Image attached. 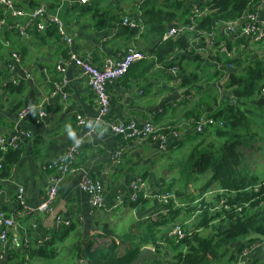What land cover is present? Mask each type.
<instances>
[{
    "label": "crops",
    "instance_id": "0c3cea01",
    "mask_svg": "<svg viewBox=\"0 0 264 264\" xmlns=\"http://www.w3.org/2000/svg\"><path fill=\"white\" fill-rule=\"evenodd\" d=\"M15 2L18 8L26 11L39 5L47 6L50 13L58 14L66 24L73 43L68 46L59 37L49 34V31L38 33L33 29L27 40L6 28L0 31V42H10L9 46L0 43V136L13 135L19 129L31 132V139L25 140L20 147V160L13 166L10 176L0 181V208L15 216L10 236L12 240L1 261L4 262L8 254H11V248L17 247L19 251L27 235L31 245L37 246L41 245L43 239L57 232L60 228L57 227L56 216L75 225L76 232L85 238L102 234V225L114 227L122 235L137 234L146 224L144 218L155 219L162 210L157 212L160 203L153 198H144L148 200L149 206L142 212L141 207H132L129 201L130 184L141 177L153 193L164 191L163 181H172L175 173L166 169L162 171V160L167 159L166 168L175 165L171 157L177 153L175 147L171 148L175 141L163 150L159 143L149 139L127 141L113 134L105 125L94 129L97 104L87 79L74 66H66L64 73L57 71L56 67L70 54L89 57L94 64L101 66L106 58L122 56L131 45L151 53L155 43L151 35L142 32L139 36L131 37L120 26L102 28L103 23L99 25L101 18L108 19L111 24L125 16L138 18L141 0H94L90 7L59 0ZM251 9L257 12L259 19L264 20V2H255ZM187 15L179 23H183ZM216 35L221 43L230 39L219 30ZM230 40L233 43L237 41ZM258 45L250 42L249 48H258ZM13 54H18L19 62L13 60ZM181 55L189 58L182 61V65L188 68L186 73L182 74L179 70L178 75L173 76L156 64L150 67L147 62H141L134 65L123 78L111 84L108 87L111 106L106 121L119 123L150 120L162 128L175 125L181 136L187 135L191 126L183 113L193 103L189 101L193 97L187 94L192 90L189 88L192 84L181 86L180 80L189 78L194 65L188 63L193 57L189 54L175 56L173 65H177ZM202 55L205 56L204 53ZM213 65L216 66L215 63ZM14 79L18 80L16 84L12 82ZM58 81H64V85L57 93ZM197 84L198 87L210 85L203 82ZM12 86L18 88L13 89ZM28 99L35 101L32 105L45 104L47 117L39 123L36 120L37 114L23 120L18 117L21 109L28 106ZM167 108H170L168 113ZM78 114L86 118V125H77ZM181 136L179 140H183ZM77 141L80 144L75 162L78 171L67 175L58 185V194L53 203L55 213L24 212L16 203L18 186L25 189V200L29 207L39 206L51 186L50 178L54 173L48 169V164L63 156ZM119 147L124 148L123 162L116 165L114 152ZM140 172L144 173L141 175ZM85 175L100 180L104 185V207L98 211H93L88 195L80 189ZM126 215L133 216L131 225L119 222ZM172 224L161 229L162 237L168 234ZM240 245L234 244L229 248L228 252L234 260ZM161 246L168 250L165 242H161ZM148 247L158 256L155 248ZM258 249L252 260L260 261L264 246ZM10 264H20V261L15 257Z\"/></svg>",
    "mask_w": 264,
    "mask_h": 264
},
{
    "label": "trees",
    "instance_id": "16d2710c",
    "mask_svg": "<svg viewBox=\"0 0 264 264\" xmlns=\"http://www.w3.org/2000/svg\"><path fill=\"white\" fill-rule=\"evenodd\" d=\"M257 1L260 0H166L164 3L141 0L137 18L139 27H122L119 18L113 24L101 18L99 25L103 23L102 28L120 26L131 37L139 36L142 32L151 35L155 39L151 50L155 59L144 62L150 67L155 64L168 67V60L175 55V49L186 48L190 33L161 45L159 39L189 14L191 5L197 3L209 10L195 27L197 31L208 33L221 22L239 19L247 10H252L251 6ZM49 34L59 37L56 29L49 30ZM236 43L244 45L246 51L236 50L243 57L237 55L228 58L217 48L207 56L202 53L190 55L193 57L188 62L197 64L198 68L202 62L219 64V68L215 66L216 71L211 78H219L220 75L226 77L228 99L218 96L215 85L196 86L200 79L197 74L191 73L188 79L180 80L181 86L192 84V90L187 94L195 99L184 111L183 117L191 122L206 115L207 118H214L217 123L207 126L202 133L188 134L190 149L185 156L176 160L173 166L177 173L164 190L175 193L177 202L159 204L157 212L162 210L163 214L160 212L155 219L144 218L146 224L137 234L120 235L106 225L102 234L73 239L71 245L76 249L77 264H130L148 246L155 248L158 257H162V261L157 262L159 258L153 264H211L227 255L232 245L247 242L246 239L253 234H264V179H260L245 166L244 152L241 150L250 147L258 138L259 133L254 132L253 125L259 127V130L264 129V45L260 42L258 48L250 49V41L246 38H240ZM220 44L217 37L216 47ZM227 47L231 50L229 43ZM185 59L189 58L181 55L177 61L182 74L188 69L182 65ZM34 102L28 99L27 105ZM170 128L178 129L175 125ZM182 145V140H175L171 148L175 147L177 151ZM21 151V148L8 150L5 154L1 179L10 176L13 166L20 160ZM209 196L212 198L207 200ZM187 198L186 203L181 202ZM214 200L218 205L211 202ZM130 204L138 209L141 207V212L149 206L148 200L143 197ZM183 214L193 219L190 231L186 229L189 219L179 220ZM216 221L225 223V226L219 227L211 236L202 235L201 232L212 228ZM178 223L185 231L183 238H169L167 235L162 239L159 237L163 227ZM74 230L73 224L63 226L41 245H30L29 248L21 246L19 251L17 247L11 248V254H8L4 262L0 260V264H10L15 257L20 264H52L48 260L54 257L52 254H56L54 245L64 242ZM161 242L167 243L169 248H184L174 254L172 259H168L164 257ZM251 264L262 263L255 259Z\"/></svg>",
    "mask_w": 264,
    "mask_h": 264
},
{
    "label": "built area",
    "instance_id": "2783aa9c",
    "mask_svg": "<svg viewBox=\"0 0 264 264\" xmlns=\"http://www.w3.org/2000/svg\"><path fill=\"white\" fill-rule=\"evenodd\" d=\"M59 1L78 4L84 7H90L94 3V0ZM260 1L264 2V0ZM208 13L209 10L206 7L194 3L191 5L190 12L187 15V22L184 21L183 23H178L176 26H172L161 36L158 42L160 45L190 33L186 48L175 49V55L168 60V67L157 64L158 67L165 69L168 74L176 76L179 73V67L172 64L175 62L173 61L175 56L179 54L194 55L200 51L207 56L211 52H215L217 48L220 49L221 53L226 54L228 58H233V55L224 43L216 47L217 38H215V36L217 30L224 36L234 40L246 38L253 44L264 41V20L259 19L254 9L247 10L237 20L221 22L211 32L197 31L195 29L197 22L202 20ZM9 18L12 20L8 21ZM138 22L139 19L137 18L128 16L121 18V26H126L131 29L139 27L140 24ZM4 28L12 33H18L26 40L30 39L33 29L38 33H46L49 30L56 29L57 35L63 43L68 46L73 43V39L68 33L66 24L58 14L50 13L45 5H39L32 10L26 11L18 8L15 0H0V31ZM0 43L5 46H9L10 44L8 40ZM12 58L16 62L20 61L18 54H13ZM153 59H155V54L141 51L136 48L135 45H131L124 51L122 56L115 59L106 58L101 66L94 64L89 57H77L76 55L70 54L61 64L57 65L56 69L64 73L66 66H74L80 70L82 75L87 79L97 104V115L93 123L94 129L105 125L113 134L122 136L127 141L133 139H149L154 143H159L163 150H166L170 142L180 139L181 132L178 129L170 127L160 128L150 120L144 122L130 120L128 122L119 123H109L106 121L111 106L108 87L117 80L123 78L134 65ZM219 66V64L216 65L218 68ZM9 67H11V65H9ZM12 82L16 84L18 80L14 79ZM63 85L64 81H58L56 83L57 93ZM262 93L264 94V88L262 89ZM64 98L67 97L64 96ZM34 114H37V123L46 118L47 111L45 104L28 105L21 109L18 117L20 120H23ZM76 121L79 126H84L87 123L86 118L80 114L76 116ZM216 123L214 118H207L206 115H202L198 120L189 122V125L192 126L190 131L193 133H202L207 126H213L216 125ZM219 125L221 126L222 123L220 122ZM27 139H31V132L20 129L13 135L0 136V173L4 168V156L8 150H18ZM79 148L80 144H73L63 156L48 164V169L54 171L50 178L51 186L42 202L36 208H31L27 205L25 200V189L22 186H18L16 189V203L24 212L38 211L48 214L55 213L53 203L58 194V185L67 175L78 171L75 167V162L77 160ZM123 153V147H119L115 150L114 161L116 165L122 164ZM1 180L0 178V181ZM80 189L88 195L89 205L93 211H98L104 207V185L100 180L85 175L80 183ZM130 190L131 194L129 196V201L131 203L138 202L141 197L156 199L158 203L163 205L169 204L171 201L177 202L175 193L173 192L161 191L153 193V191L149 190L144 179L141 177H137L131 182ZM56 220L58 228L70 225L69 221L62 220L60 216H56ZM14 224L15 216L0 208V260L4 258L7 247L11 242V229ZM184 235L185 231L180 223L174 224L167 234V236L175 239L183 238ZM48 239L49 237H46L40 244L46 242ZM14 242H17V240ZM30 245V238L27 235L24 238L22 247L29 248ZM257 246H264V240L262 242L256 240L242 243L235 253L236 263L251 264L253 256L259 250Z\"/></svg>",
    "mask_w": 264,
    "mask_h": 264
},
{
    "label": "rangeland",
    "instance_id": "374dc122",
    "mask_svg": "<svg viewBox=\"0 0 264 264\" xmlns=\"http://www.w3.org/2000/svg\"><path fill=\"white\" fill-rule=\"evenodd\" d=\"M160 3H164L166 2V0H158ZM218 36L216 35L215 38H217ZM227 43H229L231 45V54L233 55V57H236L237 55L239 56L240 53L239 52H244V48H243V45H235V43H233L232 40L230 39H227V42L224 41V44L227 45ZM264 45V43H263ZM238 50V51H236ZM241 57H243L244 55H240ZM216 71V68L215 66L213 65V63H201V66L198 68L197 67V64H195L193 67H192V73L194 74H197L200 79L198 82H203V83H208L210 85H215L217 84V94L219 97H223L225 99H228L229 98V95L228 94H225V82H226V77H220L219 78H211V75ZM215 79H217L216 81L218 83H216ZM216 83V84H215ZM191 88V87H189ZM170 112V108H167V113ZM191 126V125H189ZM264 128V126H262ZM192 129V126L190 128V130ZM252 129L254 130V132L258 134V138L257 140L250 146V147H244L242 148L241 150H243L244 152V164L246 167H248L253 174L257 175L260 179H264V129H261L259 130V127H256V125H253L252 126ZM187 131V135H183L181 136V138L183 139L182 140V146H180L177 150V153L176 155L173 153L172 154V161L173 162H176V160H178L180 157H183L186 155V153L189 151L190 149V146L188 144V134H193V132L191 131ZM163 163H164V166L162 168V171L164 169L166 170H169V171H172V173H177L176 169L174 168V166L172 168H166V166H168L166 163H168L167 159H163L162 160ZM161 171V172H162ZM144 172H140V174L142 175ZM166 174V172H165ZM162 175V173H161ZM164 185L163 187L166 188V186L169 184V180H165L163 181ZM178 187V186H177ZM193 188L191 187V190ZM194 190V189H193ZM173 191H175V189H173ZM212 198V196H209L207 197L206 199L207 200H210ZM181 201V199H180ZM188 201V198L185 199V201H181V202H184L186 203ZM213 204L216 203V201H211ZM215 205H218V203H216ZM220 207V205H219ZM114 217L115 215L112 214ZM189 219V222H187V227L186 229L187 230H191L192 229V223H193V219L188 216V215H181V217L179 218V220H183V219ZM119 222H123V223H128V224H132L133 223V216L132 217H128V215H126L125 217L121 218ZM225 226V223L222 224V222H219V221H216V222H213V227L210 228V229H207V230H203L201 233L202 235L204 236H211L213 235L215 232H217L219 230V227H223ZM104 225H102V229H104ZM141 228V226H140ZM113 229V231H115V228H111ZM117 231V230H116ZM120 234V233H119ZM122 235V234H120ZM77 237L80 239V237H82L81 234H78L75 231H73L69 236L68 238L64 241V242H59L57 244L54 245V248H55V255L52 254V256H54L53 258L49 259L48 261H50L52 264H77V259H76V249L74 246L71 245L73 239L77 240ZM159 237L162 239V234L160 233L159 234ZM133 238V237H132ZM128 239H131L128 237ZM124 240V239H122ZM168 247V250H164L165 253L167 251V254L164 253V257L165 258H168V259H172V256L174 254H176L177 252L179 251H182L183 250V246H179L178 248H173V247H170L169 248V245L167 243H165V248ZM51 256V257H52ZM230 257V252H228L227 255H225L224 257L214 261L213 263L211 264H236V259H230L228 260ZM159 261L157 262H160L162 261V257L160 255L159 257ZM264 260V253L261 254L260 256V263L264 264V262H262ZM144 264H149L148 261H146Z\"/></svg>",
    "mask_w": 264,
    "mask_h": 264
},
{
    "label": "water",
    "instance_id": "95a60500",
    "mask_svg": "<svg viewBox=\"0 0 264 264\" xmlns=\"http://www.w3.org/2000/svg\"><path fill=\"white\" fill-rule=\"evenodd\" d=\"M256 240H264V234H253L246 239L247 242L256 241ZM156 260H158V256L155 255L153 250L149 247H145L141 250L137 258L130 264H143L146 261H156Z\"/></svg>",
    "mask_w": 264,
    "mask_h": 264
},
{
    "label": "bare ground",
    "instance_id": "6f19581e",
    "mask_svg": "<svg viewBox=\"0 0 264 264\" xmlns=\"http://www.w3.org/2000/svg\"><path fill=\"white\" fill-rule=\"evenodd\" d=\"M192 98V97H191ZM192 100V101H191ZM195 99H190L189 101H191V102H193ZM158 127H160V126H158ZM160 128H162V127H160ZM164 128V127H163ZM176 129V128H175ZM261 242L263 241V240H260ZM251 243H253V242H251ZM260 246H257V249L259 248ZM252 261L253 260H251V263H252ZM236 264H238V263H236Z\"/></svg>",
    "mask_w": 264,
    "mask_h": 264
},
{
    "label": "clouds",
    "instance_id": "9594fccd",
    "mask_svg": "<svg viewBox=\"0 0 264 264\" xmlns=\"http://www.w3.org/2000/svg\"><path fill=\"white\" fill-rule=\"evenodd\" d=\"M70 135H71V133H70ZM77 143H79V141H77Z\"/></svg>",
    "mask_w": 264,
    "mask_h": 264
}]
</instances>
